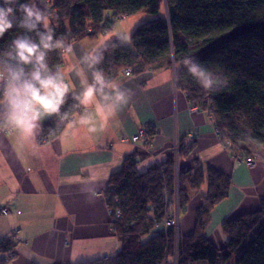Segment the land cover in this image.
<instances>
[{"label": "trees", "instance_id": "trees-1", "mask_svg": "<svg viewBox=\"0 0 264 264\" xmlns=\"http://www.w3.org/2000/svg\"><path fill=\"white\" fill-rule=\"evenodd\" d=\"M35 4L49 17L52 43L64 42L63 49L45 50V63L53 74L69 45L109 34L123 18L139 14L155 17L134 30L130 48L113 40L95 55L93 59L100 63L93 65L94 71L103 72L111 82L123 77L126 70H131V76L172 72L176 91L191 108L211 120L222 150L235 164L245 158L255 164L264 161V0H35ZM19 17L18 13L14 24ZM47 32L42 24L31 32L14 26L0 37V72L9 78L10 72L23 68L28 78L33 65H22L14 58L12 40L26 36L39 44L40 34ZM197 62L218 81L210 91L188 72ZM75 108L65 98L43 132L50 141L63 131ZM194 142L180 144L179 164L193 153ZM137 158L132 154L125 159L121 170L109 180L113 189L105 193L107 209L120 212V217L109 215L119 251L106 261L74 264H173L174 232L158 228L172 214L176 200L181 220L195 194L200 195L201 205L193 234L185 237L179 233L177 264H217L219 260L224 264H264V197L255 212L221 224L226 244L218 248L205 239L204 232L215 207L228 199L231 180L198 160L191 170H179L176 178L171 151L167 160L144 172L138 170ZM12 258L8 240L0 245V264Z\"/></svg>", "mask_w": 264, "mask_h": 264}, {"label": "crops", "instance_id": "crops-1", "mask_svg": "<svg viewBox=\"0 0 264 264\" xmlns=\"http://www.w3.org/2000/svg\"><path fill=\"white\" fill-rule=\"evenodd\" d=\"M118 32L116 22L109 34L71 44L72 51L63 56L58 71L69 85L65 98L80 109L72 124L47 145H40L39 139L55 114L40 122L34 138L22 137L16 129L0 134V211L10 212L0 214V238L10 240L13 251L7 264H74L114 256L119 243L110 229L106 202L95 192L107 187L132 154L138 157L140 172L164 162L173 144L187 132L196 134L195 149L180 161L179 170H191L198 160L232 183L228 199L211 213L205 239L225 247L221 224L259 208L264 197V161L253 168L235 164L222 150L205 114L190 112L185 96L175 89L172 72L152 71L115 81L129 99L104 127L94 107L85 110L79 105L75 97L93 81V57L106 44L121 39ZM84 114L91 115L90 123H79ZM143 124L159 132L146 147L122 141ZM91 127L95 131H89ZM200 205V195H193L180 220L182 236L193 234Z\"/></svg>", "mask_w": 264, "mask_h": 264}, {"label": "clouds", "instance_id": "clouds-1", "mask_svg": "<svg viewBox=\"0 0 264 264\" xmlns=\"http://www.w3.org/2000/svg\"><path fill=\"white\" fill-rule=\"evenodd\" d=\"M20 14L18 23L17 14ZM38 24H42L48 30L47 35L40 34L39 44L33 43L30 38L17 36L12 40L15 49L14 58L22 65H33V70L25 78L23 68L10 72L7 78L6 88L2 94L0 103L5 101L10 105L4 114H0L7 122H10L16 131L25 138H34V131L40 127V122L47 116L59 113L61 106L65 103V97L69 93V85L64 75L59 71L49 73L45 63V50L52 48H64L62 39L54 44L53 32L49 28V17L36 7L35 0H0V37L14 26L25 28L29 32L35 30ZM130 37L118 39L115 44L129 43ZM64 51L70 53L72 45ZM99 59H93L92 64H99ZM189 63L188 60L184 61ZM199 62L192 63L188 72L198 77V81L205 90H212L218 81L213 79L208 70H204ZM5 77L0 74V80ZM105 89H109L106 92ZM85 110L94 107L95 116L99 118L101 127L107 125L110 117L121 106L128 103V95L121 90L119 83L106 79L103 72H93L92 83H87L83 90L75 97ZM91 121L90 114L80 116L79 123L88 124ZM95 131V127L89 128Z\"/></svg>", "mask_w": 264, "mask_h": 264}, {"label": "built area", "instance_id": "built-area-1", "mask_svg": "<svg viewBox=\"0 0 264 264\" xmlns=\"http://www.w3.org/2000/svg\"><path fill=\"white\" fill-rule=\"evenodd\" d=\"M0 74H2L5 79L0 80V99H2V94L6 88V84H7V78L2 72H0ZM123 77L124 78H129L131 77L132 73L131 70H126L123 72ZM10 107V105L5 101L4 103H0V114H4L8 108ZM79 108L76 107L74 112L70 114V116L67 119V125L72 124L73 122V115L76 112H79ZM190 112H197L196 108H190ZM209 123L211 124V120H208ZM14 127L10 122H7L6 120H4L3 118H0V134H9L12 133L14 131ZM159 135V132H156V130L149 124H143L138 131L131 137H127L124 136L122 138L123 142H126L128 144H131L133 146H144L146 147L156 136ZM196 139V134L194 132H187L184 134L183 139L182 140H177L172 148L170 149V151L173 153V159H174V173H175V177L178 178L179 176V151L181 149V145H184L188 142H192ZM182 141V143H181ZM50 142V138L48 136V134H42L41 138L39 139V144L40 145H47ZM239 165L241 164H245L247 167L249 168H253L255 166V162L253 160L247 159L245 158L244 160L239 159ZM113 186L112 185H107L106 188L97 190L95 192V195L99 196V197H103L105 200V193L107 190H112ZM108 213L109 215L115 214L116 217H120V212L119 211H115L112 212L109 209ZM172 214L166 218L163 222L162 225L159 226V230H164L165 232L168 229H172L175 235V240H174V254L172 257V261L173 264H177V258H178V251H177V246H178V236L180 233V210H179V204L178 201H175L174 207L172 209ZM10 212L7 209H3L0 211V214L3 216L8 215ZM8 239L7 238H0V245L4 244L5 242H7ZM4 257V256H3ZM108 259V256L104 257V261H106Z\"/></svg>", "mask_w": 264, "mask_h": 264}, {"label": "rangeland", "instance_id": "rangeland-1", "mask_svg": "<svg viewBox=\"0 0 264 264\" xmlns=\"http://www.w3.org/2000/svg\"><path fill=\"white\" fill-rule=\"evenodd\" d=\"M110 13H106V15H109ZM152 18V19H151ZM155 17L153 16H149V15H136V16H132L129 18H123L122 20H118L117 22H119V28H120V32H118L121 40L125 37H131L132 33L134 32V30L139 26L142 25L143 23H145L144 21H152L154 20ZM151 19V20H150ZM103 38V37H102ZM101 39V38H100ZM104 43H106V40H103ZM110 41H108L107 43H109ZM122 46L124 47H129L130 48V42L129 43H121ZM107 46V44L105 45V47ZM141 171V169H140ZM217 264H224L222 263L220 260Z\"/></svg>", "mask_w": 264, "mask_h": 264}]
</instances>
